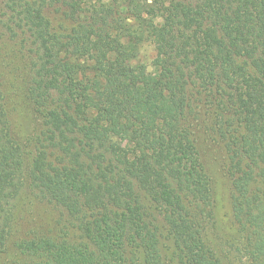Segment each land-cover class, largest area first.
<instances>
[{
  "label": "trees",
  "instance_id": "trees-1",
  "mask_svg": "<svg viewBox=\"0 0 264 264\" xmlns=\"http://www.w3.org/2000/svg\"><path fill=\"white\" fill-rule=\"evenodd\" d=\"M0 44V264H264V0H0Z\"/></svg>",
  "mask_w": 264,
  "mask_h": 264
},
{
  "label": "rangeland",
  "instance_id": "rangeland-1",
  "mask_svg": "<svg viewBox=\"0 0 264 264\" xmlns=\"http://www.w3.org/2000/svg\"><path fill=\"white\" fill-rule=\"evenodd\" d=\"M2 44H0L1 46ZM8 48H0V55L3 54L4 50H7ZM153 57V49L150 46H144L138 56V62L144 64L149 70H150V62ZM3 63L5 64L6 61L3 59ZM9 72V71H7ZM7 78H11V76L6 73ZM13 95L11 101L16 103H21L20 105V119L18 120L19 127L16 126V131L19 134L20 138H23L28 135L30 132H32L33 128V122L31 121L33 116L31 114V111H28V107L26 106V101L22 99V96L16 91L13 90ZM22 115L26 116V121L23 122ZM208 155H209V162H210V171L212 174V181L214 186V203L216 206V210L218 211L219 217L222 220H226L227 218V200H228V192H229V186L226 178L224 177L222 170L220 168V164L218 163L217 154L213 153L210 149H208ZM30 212L37 213L41 218L38 221H35L32 223L31 227H34L35 224H42L47 222L49 220L48 217L43 216V208H31L29 210Z\"/></svg>",
  "mask_w": 264,
  "mask_h": 264
}]
</instances>
